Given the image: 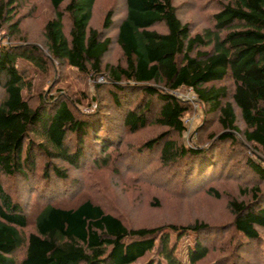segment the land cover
Returning <instances> with one entry per match:
<instances>
[{
	"label": "trees",
	"instance_id": "16d2710c",
	"mask_svg": "<svg viewBox=\"0 0 264 264\" xmlns=\"http://www.w3.org/2000/svg\"><path fill=\"white\" fill-rule=\"evenodd\" d=\"M48 2L44 50L20 31L30 11L0 0V28L18 40L0 44V264H133L154 248L165 264H182L179 239L211 230L202 221L129 228L83 189L76 170L86 166L149 181L170 172L215 197L207 183H241L228 203L232 245L264 262V0H221L212 25L198 32L182 22L174 0H125L116 62L104 59L111 37L90 26L97 0ZM113 14L105 11L103 28ZM61 64L106 82L94 83L93 95H32L29 73L48 75ZM181 88L204 107L191 143L182 138L190 104L172 93ZM23 188L28 201L20 203ZM209 251L197 238L187 257L195 264Z\"/></svg>",
	"mask_w": 264,
	"mask_h": 264
},
{
	"label": "rangeland",
	"instance_id": "374dc122",
	"mask_svg": "<svg viewBox=\"0 0 264 264\" xmlns=\"http://www.w3.org/2000/svg\"><path fill=\"white\" fill-rule=\"evenodd\" d=\"M219 1L221 0H174V5L182 22L190 23L193 32H198L212 25L210 14L218 9ZM17 2L21 5L19 14H27L30 11L28 16L22 18L20 31L27 37V42L37 44L44 49L42 28L44 21L52 16V9L48 0H17ZM108 8H112L114 11L113 23L105 29L102 27V22ZM125 12V0H97L96 2L90 26L99 30L105 36L111 37V49L104 57L108 62H116L121 58V53L117 49L114 39L117 33V25ZM153 28L158 31L165 30L161 24H157ZM17 41L14 37L10 38L0 28V44L17 43ZM29 77L32 82L31 94H35V96L38 92L47 93L50 91V93H56L63 89L67 93H74L75 95L86 89L89 95H93L94 83L106 82L101 77H97L95 80L92 77L85 79L78 75L76 70L65 64L59 65L48 75L31 72ZM2 92L0 88V97ZM172 93L190 104L191 110L184 117L187 129L183 132L182 138L185 142L191 143L193 130L202 120L204 107L198 102L193 91H189L187 88H181ZM32 104H35V100L32 101ZM92 108L88 106L84 110L87 111ZM138 136L146 137L147 134L141 136L136 134L134 137L137 138ZM117 167L119 168L121 165ZM82 169L80 171L76 170V174L84 182L83 189L89 191L106 211L120 217L129 228L169 224L185 226L193 224L195 221H202L211 226V230L207 234L203 232L197 234L190 231L179 239L176 244V255L182 264H191L187 257V250L194 245L197 238L208 245L210 251L206 258L195 264H235L236 262L245 264L247 261L250 262L249 264H264L263 260L256 257L254 253L246 252L242 248H234L232 245L236 243L237 239L231 226L233 214L228 203L232 197L241 195L239 189L241 183L223 180L207 183H212L216 187L219 196L215 197L206 194L201 188L193 186L194 184L181 185L182 182H178L180 178L171 180L168 176L170 172L162 174L160 179L156 178V180L149 181L133 178L131 176L136 175V173L127 171L115 174L110 169L94 170L89 166ZM121 169L123 171L124 168ZM3 182L8 187V185H12L14 179L6 176L3 178ZM176 189L178 191H175ZM17 198L20 203L28 201L26 189L23 188L21 196L19 195ZM34 201V196H32L30 202ZM215 226L219 228L214 230ZM259 232L264 238V230L259 229ZM176 234L177 232H171L172 243L175 241ZM228 238H230V244L226 245L224 242ZM237 238L239 239L238 236ZM149 260L160 261L161 264H165L158 256L157 248H154L144 258L133 264H146Z\"/></svg>",
	"mask_w": 264,
	"mask_h": 264
},
{
	"label": "built area",
	"instance_id": "2783aa9c",
	"mask_svg": "<svg viewBox=\"0 0 264 264\" xmlns=\"http://www.w3.org/2000/svg\"><path fill=\"white\" fill-rule=\"evenodd\" d=\"M189 91H192L191 88H188Z\"/></svg>",
	"mask_w": 264,
	"mask_h": 264
}]
</instances>
